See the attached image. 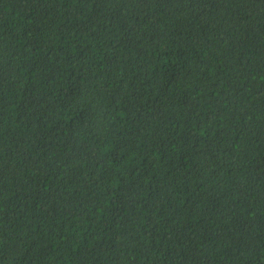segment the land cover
I'll return each instance as SVG.
<instances>
[{
	"label": "trees",
	"instance_id": "obj_1",
	"mask_svg": "<svg viewBox=\"0 0 264 264\" xmlns=\"http://www.w3.org/2000/svg\"><path fill=\"white\" fill-rule=\"evenodd\" d=\"M0 264H264V0H0Z\"/></svg>",
	"mask_w": 264,
	"mask_h": 264
}]
</instances>
